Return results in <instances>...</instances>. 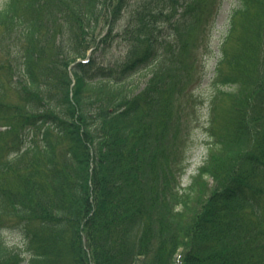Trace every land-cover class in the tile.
Wrapping results in <instances>:
<instances>
[{"label":"trees","instance_id":"1","mask_svg":"<svg viewBox=\"0 0 264 264\" xmlns=\"http://www.w3.org/2000/svg\"><path fill=\"white\" fill-rule=\"evenodd\" d=\"M133 2L0 7L16 67L0 74V264H264V0H235L207 98L180 34L210 0L131 8L121 33ZM117 37L130 52L114 61ZM203 115L206 157L182 187Z\"/></svg>","mask_w":264,"mask_h":264},{"label":"rangeland","instance_id":"2","mask_svg":"<svg viewBox=\"0 0 264 264\" xmlns=\"http://www.w3.org/2000/svg\"><path fill=\"white\" fill-rule=\"evenodd\" d=\"M212 1L213 0H210L209 2L210 7L207 11L209 12V14L206 12L203 14H199V9L195 10L191 17L188 18L193 22L191 30L185 29V31L181 32L180 34L181 41L185 40L188 37L190 38L189 48L186 52L190 57L195 56L197 58V62L191 71L193 77L192 79H190L189 84L187 85L190 86V89H197V83L201 77V74H203L202 82L198 86V92L206 98L211 94L213 87L212 77L214 75V69L218 58L217 46L220 43L224 31L227 28L230 12L235 6V0H224L222 9L218 17L216 18L215 22L211 24L212 13L214 11V6H211ZM4 2L5 0H0V7ZM137 6H140L143 9V14H147L150 9L156 6H161V4L159 2H154V0H134L131 6L128 7V10L124 12L123 18L119 21V32H125V26H127L132 20L133 12H131L130 14L128 13L131 8H136ZM179 12L181 13L182 9H180ZM181 28H183L182 25ZM10 46L11 44L7 42L4 44L3 49H1L0 47V61L4 60L7 65L6 70L0 72L2 76H6L7 74L9 75L10 72L16 71V67L10 68L9 70L10 65L15 66L13 55L9 53ZM213 49L214 53L212 51ZM128 52H130V48L120 40V37H117L114 41L113 48L107 53V58L115 61L127 56ZM100 58L102 59L103 56H100ZM144 72L145 71H143L140 76H142ZM142 78H145V76H142ZM16 80L17 77L14 78L15 82ZM11 99L17 102L21 100L18 96H16V94H12ZM205 116L206 115H203L202 117H200L199 121L194 122L195 142L190 147V150L188 152L191 164L188 168L187 173L184 174L181 179L182 187H187L189 185L192 177L198 172V167L204 162L206 157L207 146L205 140L208 139V137L204 132L205 124L207 122ZM257 175L258 177L254 182V187L264 188V172L259 171ZM209 184H213L212 178H209ZM250 209L251 207L249 208V210ZM7 239L9 240L10 244H22L21 237L13 229L10 233L7 232ZM181 251L184 252V249H182Z\"/></svg>","mask_w":264,"mask_h":264},{"label":"bare ground","instance_id":"3","mask_svg":"<svg viewBox=\"0 0 264 264\" xmlns=\"http://www.w3.org/2000/svg\"><path fill=\"white\" fill-rule=\"evenodd\" d=\"M201 165H202V164H201ZM15 232L21 237V239L23 238L22 235L20 234V231H18V232L15 231ZM11 245H12V244H11ZM181 250H182V249H181ZM24 254H25V253H24Z\"/></svg>","mask_w":264,"mask_h":264}]
</instances>
